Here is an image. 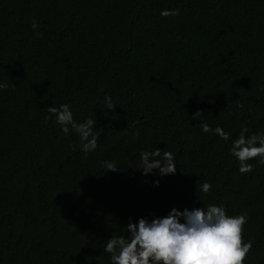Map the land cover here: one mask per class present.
Instances as JSON below:
<instances>
[{"label": "trees", "instance_id": "1", "mask_svg": "<svg viewBox=\"0 0 264 264\" xmlns=\"http://www.w3.org/2000/svg\"><path fill=\"white\" fill-rule=\"evenodd\" d=\"M0 83V264H110L130 220L209 204L246 215L264 264V164L229 154L264 133V0H0ZM61 104L96 121L94 151L45 119ZM156 148L175 174H142Z\"/></svg>", "mask_w": 264, "mask_h": 264}, {"label": "clouds", "instance_id": "2", "mask_svg": "<svg viewBox=\"0 0 264 264\" xmlns=\"http://www.w3.org/2000/svg\"><path fill=\"white\" fill-rule=\"evenodd\" d=\"M179 10L164 9L162 17L176 16ZM38 28L36 23L31 26ZM0 83V89L6 88ZM106 104L112 109L111 97H105ZM49 116L60 125L61 131L67 135L71 130L78 134L81 150L87 154L97 147V134L94 131L96 121L87 118L83 123L73 120L68 104L59 108L48 107ZM199 114L197 112L193 119ZM70 126V127H69ZM205 133L210 131L227 140L228 134L222 128L210 129L203 121L199 124ZM247 128H242L238 137L232 141L229 154L238 162L241 174L252 171L248 161L259 158L257 163L264 164V133L253 134L246 138ZM142 174L147 176L156 170L160 177L173 175L176 164L173 153L155 149L151 152L141 151ZM109 170L115 171L113 162H105ZM158 186L159 181H155ZM197 188L205 194L212 185L203 182ZM202 201V200H201ZM247 217L244 214L228 215L223 205L209 204L206 208L194 207L178 210L172 208L163 217H141L135 223L126 226L127 235L112 236L107 239L104 252L110 254V264H244V260L252 248L251 241L244 242L242 232Z\"/></svg>", "mask_w": 264, "mask_h": 264}]
</instances>
